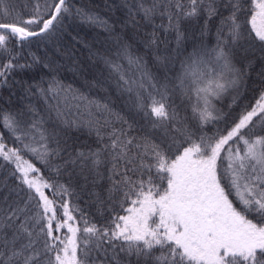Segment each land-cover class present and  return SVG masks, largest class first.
Masks as SVG:
<instances>
[{"label":"snow or ice","instance_id":"snow-or-ice-1","mask_svg":"<svg viewBox=\"0 0 264 264\" xmlns=\"http://www.w3.org/2000/svg\"><path fill=\"white\" fill-rule=\"evenodd\" d=\"M131 9L133 26L140 16L153 27L146 47L157 45L160 29L175 31L179 42L182 22L201 16L202 34L219 16L216 44L181 61L171 90L157 88L147 61L128 43L118 42L113 55L101 57L117 86L134 94L136 111L158 136L138 132L119 114L113 120L107 104L55 80L37 92L57 99L50 111L69 129L86 128L96 138L94 147L69 150L32 108L28 120L23 112L0 109V127L19 145L9 146L0 133V159L14 165L25 193L0 202V264H264V88L222 130L202 131L223 119L213 101L238 89L255 59L264 62V0H134ZM73 11L70 0H43V7L35 0L25 18L0 0V87L9 86L17 70L39 62L25 50L34 38L62 28ZM75 14L108 28L98 16L80 9ZM157 18L167 24L156 25ZM241 61L246 64L238 67ZM156 63H162L159 57ZM259 76L264 84V69ZM146 81L152 91L144 88ZM170 91L195 97L191 111L199 133L168 103ZM73 107L76 115L68 119ZM25 154L56 176L66 173L68 184L46 179ZM73 179L92 186L98 213L108 212L103 223L63 199L73 195Z\"/></svg>","mask_w":264,"mask_h":264},{"label":"trees","instance_id":"trees-1","mask_svg":"<svg viewBox=\"0 0 264 264\" xmlns=\"http://www.w3.org/2000/svg\"><path fill=\"white\" fill-rule=\"evenodd\" d=\"M34 3L35 0H8L9 7L25 18L33 13ZM70 3L74 6V11L64 19L62 28L47 37L33 39L25 50L26 56L32 53L39 58V62L23 71L17 70L13 74L14 79L9 78V86L0 87V109L13 113L23 112V119L28 120L31 117L27 110L32 108L43 117V126L49 132L55 131L58 138L67 142L69 150L94 147L96 138L89 135L86 128L69 129L57 118L55 111H50V106L56 105L57 99H53L49 94L46 100L37 92L38 87L47 88L50 82L55 80L60 86L65 88L70 86L72 90L87 96L90 100L107 104L113 114V120L115 114H119L128 123L133 124L138 132L142 128L144 133L158 136L159 133L153 132L142 114L136 111L134 94L117 86L116 80L110 77L101 57L113 55L118 42L128 43L135 54L143 56L147 61L148 70L155 77L154 83L157 88L163 89L167 86L171 90L175 83V75L180 71L181 61L196 49L203 47L210 50L215 46L219 16L209 21L208 30L203 34L201 32L204 25L203 16L198 20L182 22L180 26L182 37L179 42L175 31L157 30V45L146 47L148 34L153 32V27L146 24L140 16H136L138 27L133 26L129 12L135 11L131 9L134 0H70ZM75 9L82 10L85 16H98L101 21H107L108 28L76 15ZM221 11L224 15L228 14L224 9ZM155 24H167V21L157 18ZM157 57L162 63H156ZM23 62L21 60V63ZM242 64H246V61H241L238 67ZM262 69L264 62L255 59L254 63L246 68L248 74L243 84L238 89H229L220 99L213 101L223 119L205 125L202 129L204 133L211 135L217 129L222 130L226 123H231L242 111L255 103L259 90L264 88L259 76ZM29 85H32L31 89H28ZM144 88L152 91L147 81ZM68 102L70 105L76 103L71 100L70 94ZM168 103L175 108L180 118H187L186 122L193 131L198 133L201 131L197 129L196 121L192 119L191 106L195 103L194 96L190 101L179 91H170ZM59 104L61 108L64 107V94L60 95ZM75 115L74 107L71 114L65 113L68 119L74 118ZM119 126L117 124V127ZM0 133H3L4 140L9 146L19 147L3 127H0ZM33 146L38 147L35 143ZM52 146L54 147V144ZM24 158L40 168L46 179L68 184L66 173L56 176L47 165L31 154H25ZM13 171V164L0 159V202L5 197H8L9 201L15 200L18 192L21 196L25 195L20 191L22 186L13 175ZM83 184L82 179H73L70 185L73 195L65 196L63 199L78 206L94 222L103 223L108 217V212L105 211L104 216L98 213L95 197L90 195L93 191L92 186L89 184L83 187ZM96 191L100 189L97 188ZM56 199L59 202L61 197L57 196Z\"/></svg>","mask_w":264,"mask_h":264},{"label":"water","instance_id":"water-1","mask_svg":"<svg viewBox=\"0 0 264 264\" xmlns=\"http://www.w3.org/2000/svg\"><path fill=\"white\" fill-rule=\"evenodd\" d=\"M34 39H36V38H34Z\"/></svg>","mask_w":264,"mask_h":264}]
</instances>
